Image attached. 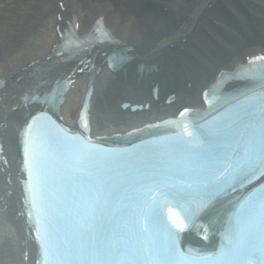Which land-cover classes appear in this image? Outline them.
I'll use <instances>...</instances> for the list:
<instances>
[{
  "label": "snow or ice",
  "instance_id": "1",
  "mask_svg": "<svg viewBox=\"0 0 264 264\" xmlns=\"http://www.w3.org/2000/svg\"><path fill=\"white\" fill-rule=\"evenodd\" d=\"M240 125L236 122L223 133L224 141L213 154L204 156L188 168L159 164L151 169L137 172L121 185L110 186L104 194L111 199L121 188L132 201V212L127 221V235L117 238L99 236L92 217L79 207L67 210L57 193L51 190L53 180L50 161V145L56 143L61 149V159L73 171H81L79 161L73 156L89 152L91 160L105 157L77 145L69 137L48 132L47 137L39 129L26 133V160L33 179L32 192L35 201L43 209L44 244L51 264H209L203 258L186 255L177 244V229L166 219L161 220L162 204L172 197L185 216L194 209L184 199L186 192L196 191L207 203L209 194L217 185L226 184L240 173L255 166L264 168V111L261 112L258 131L249 132L234 140ZM242 147L233 145H240ZM92 184L95 181H91ZM99 194V193H98ZM64 195L76 199V193L65 184ZM199 210V207L197 209ZM235 222L226 229L227 242L222 246L220 259L211 264H246L257 250L264 255V197L256 201L248 196L240 201ZM141 218L143 223H141ZM166 243H160V235Z\"/></svg>",
  "mask_w": 264,
  "mask_h": 264
},
{
  "label": "bare ground",
  "instance_id": "2",
  "mask_svg": "<svg viewBox=\"0 0 264 264\" xmlns=\"http://www.w3.org/2000/svg\"><path fill=\"white\" fill-rule=\"evenodd\" d=\"M62 1L65 11L58 10L54 0H37L33 6H30L29 0H13L12 6L5 5L0 8V77H5L8 81L0 90L4 92L3 97L13 91V72L46 54L55 39V24H60L62 19L68 17V10L79 15L82 29L95 15L103 13L115 35L133 46V53L155 57L159 66L166 65L175 70L184 66L188 72L196 74L197 81L205 79L215 64L226 62L229 55L235 54L236 58H240L245 51L255 47H252L253 44L264 46V32L244 41L242 38L224 36L220 30L222 28L218 29L209 21L207 15L223 22L224 18L230 19L229 12L221 0H148L156 6L155 8L144 6L140 0ZM223 2L235 8L236 12L244 11L247 7L259 16L257 23L264 22V6L256 4L262 0ZM56 12H60L61 19L56 17ZM203 27L209 28L210 35L215 36L218 42L209 38L208 31ZM236 34H239L238 31ZM183 37H186L184 43L181 41ZM220 39H223L222 46H219ZM260 39L263 40L262 43L259 42ZM180 45H184L187 50L191 49L200 58V62L191 54L188 55L187 51H180ZM163 60L167 61L166 64H163ZM176 71L177 74L180 73L179 70ZM102 79L104 80L103 75ZM99 94L104 96L103 92ZM13 116V113H9L5 120ZM3 138L5 152L11 153L14 134L8 131ZM8 172L7 169L4 172L0 170V195L4 194L5 190L12 191L11 195L3 197L7 207L2 215L14 227H18L19 220L15 218L12 199V196H17L16 186L13 176ZM7 175L10 179L12 177L11 183L5 180ZM7 245L10 243L0 245V264H17L16 246L7 248Z\"/></svg>",
  "mask_w": 264,
  "mask_h": 264
},
{
  "label": "rangeland",
  "instance_id": "3",
  "mask_svg": "<svg viewBox=\"0 0 264 264\" xmlns=\"http://www.w3.org/2000/svg\"><path fill=\"white\" fill-rule=\"evenodd\" d=\"M208 17H210L209 15H207ZM209 19V18H208ZM203 30V29H202Z\"/></svg>",
  "mask_w": 264,
  "mask_h": 264
}]
</instances>
